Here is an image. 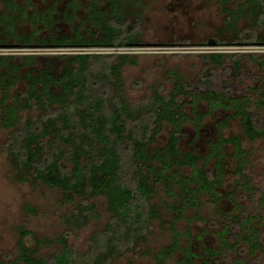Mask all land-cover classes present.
<instances>
[{"label": "trees", "instance_id": "obj_1", "mask_svg": "<svg viewBox=\"0 0 264 264\" xmlns=\"http://www.w3.org/2000/svg\"><path fill=\"white\" fill-rule=\"evenodd\" d=\"M0 1L5 10L12 12L10 18L3 14L0 16L1 47L9 41L8 44L19 43L18 46L23 48L34 45L57 49H112L125 47L134 41L123 33L124 19L119 16L120 4L116 0H108L107 13L99 7L97 0H90L87 18L95 28L90 37L81 33L79 26L72 27L71 35H18L11 27L14 22L11 19L13 12H22L23 9L14 0ZM74 4L72 0L70 5ZM243 16L252 19L247 38L254 39L256 45L264 46V0H244L241 6L226 10L227 26L232 27ZM33 21L47 22L44 17L34 18ZM236 39L241 41L240 36ZM8 44L4 46L9 47ZM111 56L61 55L56 57L58 64L63 63L60 73L56 72V64L52 63L41 66L34 74L26 73L22 78L26 92L16 102L41 112L36 119H27L21 129H16L19 122L16 114L20 106L6 105V92L20 79V67L6 63L9 58L0 56L3 124L6 128L16 129L14 139L18 145L13 158L17 169L44 186L78 199L76 207L65 218L68 228L78 230L87 224V214L93 207L89 201L97 197L106 200L109 216L105 227L92 235L84 253L75 252L65 235L55 239L59 249L51 261L35 256L37 248L44 242L35 240L34 249L23 244V240L33 234L20 229L17 258L11 264H111L127 250H135L137 242L149 233L151 220L155 217L149 204L153 190L151 184H162L167 195L178 197L177 210L180 214L188 207L198 206V196L205 193L223 223L217 232L218 249L204 247L197 255L184 248L179 264H196L195 260L199 257L204 264H213L211 260L214 257L234 250L230 237L242 243L250 256L264 264L261 237L264 216L259 212L248 214V207L238 199L241 195L245 196L249 205L255 195L246 173L247 151L244 143L253 144L264 138V128L256 126L248 97H231L211 91L194 94L193 109L196 110L197 105L203 102L209 110L222 109L232 114L217 123L216 139L208 142L209 152L205 157L189 151L180 152L181 127L189 121L179 104L180 96L188 94L183 92V86L172 96L154 92L147 107L139 112L122 98L106 97L104 93L102 96L95 95L88 77L92 60L104 61ZM225 56L209 54L206 57L212 64L219 65ZM120 57L126 59L127 56ZM120 65L122 60L108 67L110 76L119 83ZM98 75L105 82L109 81L108 76ZM255 106L259 110L264 109V94ZM193 116L198 127L202 114L196 110ZM233 119L238 121L241 134L224 138L221 131ZM163 121L171 126L166 144L161 149H152L150 144ZM136 127L140 128L142 136L133 133ZM50 133H54L59 146L46 152L43 139ZM225 145L231 146V157L235 163L231 191L223 190L227 178ZM63 160L70 163L69 173L64 171ZM223 201L230 205L228 210L223 209ZM257 205L264 210V194L260 195ZM178 247L174 240L171 246L158 252L155 255L156 264H162ZM235 264L244 263L239 260Z\"/></svg>", "mask_w": 264, "mask_h": 264}, {"label": "rangeland", "instance_id": "obj_2", "mask_svg": "<svg viewBox=\"0 0 264 264\" xmlns=\"http://www.w3.org/2000/svg\"><path fill=\"white\" fill-rule=\"evenodd\" d=\"M14 0L23 10L13 12L11 27L22 36L35 34L48 37V34L71 35L72 27L79 26V31L90 37L94 26L89 20L90 0ZM99 7L108 12V0H97ZM120 4L119 16L124 19L123 33L132 38L133 43L125 47L57 49L23 48L19 43L9 41L0 46V56L9 58L6 63L20 67V79L6 92V105H13L17 110L20 128L27 119H36L40 110L24 107L16 100L26 92L22 79L26 73H35L41 66L56 64L60 73L63 63L56 57L61 55H112L104 61L93 59L88 73L89 85L95 95L122 98L134 111L145 109L152 94L159 92L163 96L176 94L181 85L183 92L179 104L184 109L189 121L183 123V136L179 142L180 152H192L205 157L209 152L208 142H214L217 135L216 125L232 113L222 109L209 110L200 102L196 110L202 114L196 127L192 107L194 94L211 91L225 93L231 97H248L250 111L255 124L264 128V109L259 110L255 102L264 94V46L256 45L254 39L247 38L252 19L243 16L232 27L227 26L226 10L241 6L244 0H116ZM8 11V12H6ZM20 12V13H19ZM10 18L0 1V16ZM46 23H35L34 18H43ZM241 38L237 41L236 37ZM10 45L9 47L4 45ZM225 44V45H221ZM226 55L219 65L212 64L207 55ZM120 56H127L120 59ZM229 56V57H227ZM26 57L30 59H26ZM122 65L119 69L120 83L110 76V65ZM109 77V81L99 75ZM105 97V98H106ZM3 94L0 88V263L11 264L18 254V232L29 231L33 236L23 240L28 248L34 249L35 240L44 242L36 250L35 256L51 261L59 247L55 239L61 235L68 238L69 246L77 253L88 249L92 235L102 230L108 221L107 203L103 197L91 199L92 210L88 212V222L81 229H70L65 218L76 207L78 199L66 195L58 189L44 186L21 172L14 164V150L18 142L14 139L16 129L4 127L2 115ZM19 100V99H18ZM20 101V100H19ZM21 119V122H20ZM6 120V119H5ZM133 128V127H132ZM21 129V128H20ZM171 126L163 121L159 131L150 144L152 149L165 146ZM133 133L141 135L136 127ZM241 129L236 119L231 120L221 131L224 138L238 136ZM54 135V133H53ZM50 133L43 139L44 151L58 147L57 139ZM247 151L246 173L255 189L253 202L249 203L243 195L239 202L246 204L248 214L264 210L259 209L257 201L264 194V138L253 144L244 143ZM227 155V170L224 191H231L235 163L232 148L224 146ZM213 161V160H211ZM64 171L69 173L70 163L62 161ZM188 172V170H187ZM152 195L149 202L155 217L151 220V229L145 239L138 241L135 250H127L111 264H156L155 255L171 246L176 240L178 249L162 264H179L183 257L182 249L189 248L194 254H201L204 247L218 249L217 232L222 228V221L214 212V205L205 193L198 197L195 208L188 207L179 213L177 196H169L162 184H151ZM174 193H177L174 190ZM224 210L230 205L222 203ZM264 228V224L262 226ZM237 231H235L236 233ZM234 233V232H233ZM264 244V229L262 232ZM235 245L233 251H224L214 257L213 264H235L241 260L244 264H262L250 256L242 243L230 237ZM202 258L196 264H204ZM209 259V258H208Z\"/></svg>", "mask_w": 264, "mask_h": 264}]
</instances>
